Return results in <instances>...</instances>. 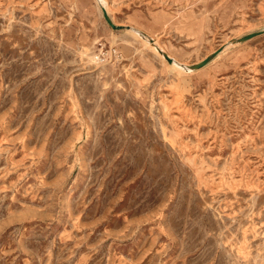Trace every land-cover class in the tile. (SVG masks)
<instances>
[{
	"label": "rangeland",
	"instance_id": "obj_1",
	"mask_svg": "<svg viewBox=\"0 0 264 264\" xmlns=\"http://www.w3.org/2000/svg\"><path fill=\"white\" fill-rule=\"evenodd\" d=\"M106 3L0 0V264H264V0Z\"/></svg>",
	"mask_w": 264,
	"mask_h": 264
},
{
	"label": "bare ground",
	"instance_id": "obj_2",
	"mask_svg": "<svg viewBox=\"0 0 264 264\" xmlns=\"http://www.w3.org/2000/svg\"><path fill=\"white\" fill-rule=\"evenodd\" d=\"M99 2L101 4V6L105 9V14L109 15V10L106 8V5H107L106 0H99ZM132 30L136 34H139V36L142 35L147 40V42H149L155 48V50L159 54H161L164 58H166V59L168 57L172 58L173 62L171 63V65L175 66L179 71H193V69H191L188 64L181 63L176 58L168 55L166 50L157 42V40L155 38L150 37L148 34L146 35L141 30H137V29H134V28ZM164 54H166L167 57Z\"/></svg>",
	"mask_w": 264,
	"mask_h": 264
},
{
	"label": "water",
	"instance_id": "obj_3",
	"mask_svg": "<svg viewBox=\"0 0 264 264\" xmlns=\"http://www.w3.org/2000/svg\"><path fill=\"white\" fill-rule=\"evenodd\" d=\"M103 16H104V19L106 20V22H107L112 28H116V27H117V26H115V24H113V22L111 21V19L109 18V16H108L107 14L103 13ZM246 38H247V37H244L243 40L246 39ZM150 41H151V40H150ZM164 55L166 56V54H164ZM166 57H167V56H166ZM211 57H212V56L207 57V58H205L204 60H202V61L199 62V63L189 65V67H190L191 69L199 68V67L203 66L204 64H206V63L211 59ZM167 60H168L169 62H171V59H170V58H167Z\"/></svg>",
	"mask_w": 264,
	"mask_h": 264
}]
</instances>
